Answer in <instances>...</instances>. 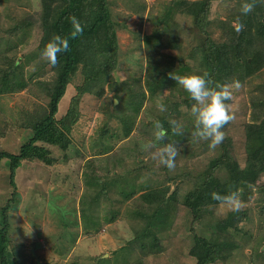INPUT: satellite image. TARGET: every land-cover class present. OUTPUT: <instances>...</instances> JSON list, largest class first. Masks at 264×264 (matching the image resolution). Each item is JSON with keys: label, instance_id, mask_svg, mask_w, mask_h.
<instances>
[{"label": "rangeland", "instance_id": "obj_1", "mask_svg": "<svg viewBox=\"0 0 264 264\" xmlns=\"http://www.w3.org/2000/svg\"><path fill=\"white\" fill-rule=\"evenodd\" d=\"M99 1L79 0L68 9L70 0H0V59L17 61L14 73L26 83L18 92L0 94V152L16 154L49 115V93L59 69L40 53L59 35L57 22L65 9L81 19L86 34L71 49L77 68L60 114L71 107L78 86L89 89L74 108L78 117L66 132L67 149L43 145L52 165L25 163L15 176L16 200L6 212L10 253L25 264H44L45 249L58 264H196L191 249L199 236L222 247L211 264H264V137L250 119L264 115V66L245 76L242 61L220 46L232 38L240 0H213L204 21L192 16L202 8L201 0H105L103 8ZM256 4L263 7L264 0ZM103 13L109 15L103 27L108 31L93 33L95 41L90 29L99 28ZM62 24L67 29V20ZM103 36L113 45L108 54H100ZM206 54L218 65L216 82L241 85L227 102L233 119L223 130L224 152L220 144L210 149L208 142L192 137L193 101L175 81L178 75L208 72ZM159 104L166 111L160 112ZM156 120L167 131L161 143L177 146L171 171L152 156L162 146L153 136ZM172 122L182 126L181 135L172 132ZM149 143L154 147L146 149ZM218 149L221 157L227 154L240 168L248 167L251 182L238 188V211L210 205L194 218L181 197L218 157ZM8 175L0 162V210L13 190ZM216 175L227 178L223 168ZM92 176L101 178L98 186ZM163 187H168L166 198H172L165 201L168 210L154 218L143 193ZM48 231L61 234L63 245H54V251ZM74 238V247L64 254Z\"/></svg>", "mask_w": 264, "mask_h": 264}, {"label": "trees", "instance_id": "obj_2", "mask_svg": "<svg viewBox=\"0 0 264 264\" xmlns=\"http://www.w3.org/2000/svg\"><path fill=\"white\" fill-rule=\"evenodd\" d=\"M70 1L72 6H68V9L70 7H75L79 4V0ZM212 1L213 0L200 1L202 8L198 11L192 12V16H194L195 21H204L207 19L209 5ZM105 2V0H100L98 5L103 8ZM254 7L255 9L253 10V13H249L247 16H245V18L241 20L244 25L242 30L237 32L235 31V29H231L232 38L229 39L228 43L220 45L226 47L227 53H229L230 57H232L236 61H242L241 64L245 69V76H250L254 74L256 71H259L264 66V5L262 7L259 6V4L255 3ZM68 9H65V11L60 14V18H58L57 22L58 34L64 37H69V48L66 52L60 53V55L57 57V64L55 66H57L59 69V77L49 93V115H47V117L44 118L41 123L32 128V136L24 143V145L21 146V148L18 152H16V154L0 152V162H4L6 165L9 174V185L13 189L10 198L0 210V264H25L23 260L18 259L16 256L12 255L8 247V216L6 212L9 210L10 204L16 200L15 176L17 175V173H19L25 163L36 161L43 162L46 165H52L54 160L51 156L49 157V151L48 149L43 147V145L50 144L59 146V148L63 150L67 149V146L70 144V139L69 135H67L68 133L66 132L70 131L71 125L76 122L78 117V113L77 111H74V108H77L79 98L84 94L89 93V89L87 87H83V85L78 86L77 95L71 100V107L67 109L65 113H62L63 115L60 114L61 110L59 107L61 105V101L64 98V94H66L67 86L70 83V76L74 73L77 68L76 57L71 51V49L75 42H77L81 37L86 34V31H84L83 29V31L79 35H77L75 38H71L70 33L72 31V27L69 18L72 15V12H70L72 10ZM108 16V13H103L98 18L99 28L95 27V25L91 27L90 32L92 33V38H94L95 41L98 40L96 38V35L94 34H98V32L101 31V28L106 25V18L109 19ZM65 20H67V29L62 24V22H65ZM80 20L81 19H79V21ZM102 30L108 31V29L105 28H103ZM103 34L104 33H102L101 36ZM103 37L105 38V36ZM106 39L107 38H100V42H102L101 45L103 47L100 51V54H108L111 52V47L113 45L111 44V40L109 41V45L106 44ZM257 43L259 44V46H256ZM254 46L259 48H255ZM253 49H255L254 52ZM97 53L98 55H100L99 51H97ZM205 57L208 59V76L215 83L216 81H218V65L215 59L210 57L208 54H206ZM15 67H17V61L7 60V63H5V61L3 62V60L0 59V94L18 92L26 87L25 81L16 77V74L14 73ZM58 111L59 114L62 115V117L59 121H56L57 119H55V115H57ZM250 119L251 122L257 126L259 136L264 137V115L252 114L250 116ZM57 122L60 123V127L57 126ZM227 125L228 123L224 126L222 130H224ZM127 132L128 131L124 129L123 136H127ZM247 135L249 136V133H247ZM39 143L42 145H40ZM220 146L221 147H219V149L223 150L224 152V148L226 147V145L222 142ZM262 161L264 165V160ZM250 162H248V164ZM210 164L211 165H208V167L204 171L196 175V182L194 188L186 192L181 197L183 205H185L187 208H189L192 212L196 214H194V218H199V214L205 207L220 204L219 202L211 198L210 194L212 192H217L222 195H226L229 191L237 192L240 185L245 184V181L251 182L250 180L252 179L246 176V170L248 167L240 168L236 160H229V156L227 154L226 156L221 157V151L217 158L210 161ZM222 168L226 171L227 174V178L223 181L220 180L216 175L217 170ZM262 171H264V166ZM99 179L101 178L92 176V184L98 186ZM188 180L189 178L186 177L185 182L187 183ZM167 192L168 187H163L160 190L153 189V191H147L143 193V197L146 199L145 204L153 206L151 212L152 217L155 218L156 216H158L159 212H165L168 210V206L165 205V201L167 199H171L172 194L168 198H166L165 195ZM177 192L178 190H176L173 195L177 194ZM100 194L103 196V193ZM147 218L148 217L146 216V220L149 219ZM154 218H152L151 220H153ZM231 218L233 217L229 215L227 218V222ZM47 233L49 235V237L48 235L47 237L51 239L48 243V246L51 243L53 244L52 247H50L49 249L50 251H54V248L57 244L63 245V243L59 242L60 240L58 235H61L60 233L58 234L56 233V231H51L50 233L48 231ZM145 235H147V233ZM75 242L76 238H74V243L65 249L64 254L67 253V250L70 247H74ZM63 248L65 247L63 246ZM221 248L222 247L216 244L215 242H209L205 238L197 236L195 237L194 245L191 249V255L196 259V264H211L219 258ZM55 252H58V250ZM59 254L60 256L62 255L61 252H59ZM29 257L30 256L27 257V261L29 260ZM42 257L44 260V264H48V258H50L49 264H58L56 261H54L52 255L46 249L45 254ZM36 263L37 262H34V264ZM73 263L75 264L76 262L74 261Z\"/></svg>", "mask_w": 264, "mask_h": 264}, {"label": "clouds", "instance_id": "obj_3", "mask_svg": "<svg viewBox=\"0 0 264 264\" xmlns=\"http://www.w3.org/2000/svg\"><path fill=\"white\" fill-rule=\"evenodd\" d=\"M256 0H240L238 14L232 20L235 31L239 32L244 27L241 18L247 16L254 9ZM72 31L71 38H75L83 31V25L75 16L69 18ZM69 48V37L54 35L45 47L41 50V56L53 67L57 64V56L66 52ZM176 83L185 91L193 103L190 106V114L193 117L192 137L197 141H207L210 149H215L224 139V126L233 119V113L229 110V104L233 96V90L240 88L239 81L233 80L231 83H214L207 72L202 74L190 73L175 77ZM160 112L166 111L163 104L157 105ZM173 123L172 132L181 135L182 126ZM153 136L155 141L161 143L167 135V131L159 120L153 124ZM152 153L153 159L158 164L163 165L168 170L176 167V157L178 155L177 146L174 143H161ZM146 149L154 147L153 144H145ZM211 198L228 209L238 211L240 200L238 192L229 191L226 195L212 192Z\"/></svg>", "mask_w": 264, "mask_h": 264}]
</instances>
